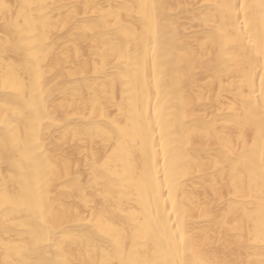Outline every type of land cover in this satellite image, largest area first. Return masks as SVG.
<instances>
[{
  "label": "bare ground",
  "instance_id": "bare-ground-1",
  "mask_svg": "<svg viewBox=\"0 0 264 264\" xmlns=\"http://www.w3.org/2000/svg\"><path fill=\"white\" fill-rule=\"evenodd\" d=\"M0 264H264V0H0Z\"/></svg>",
  "mask_w": 264,
  "mask_h": 264
}]
</instances>
